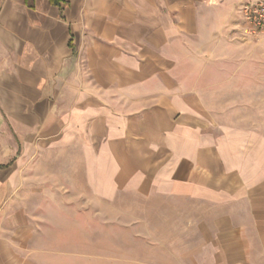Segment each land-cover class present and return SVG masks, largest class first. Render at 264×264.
Returning <instances> with one entry per match:
<instances>
[{"label": "crops", "instance_id": "1", "mask_svg": "<svg viewBox=\"0 0 264 264\" xmlns=\"http://www.w3.org/2000/svg\"><path fill=\"white\" fill-rule=\"evenodd\" d=\"M240 1L0 0V264H264V51ZM121 196L138 209L106 214ZM106 217L128 250L89 231Z\"/></svg>", "mask_w": 264, "mask_h": 264}, {"label": "rangeland", "instance_id": "2", "mask_svg": "<svg viewBox=\"0 0 264 264\" xmlns=\"http://www.w3.org/2000/svg\"><path fill=\"white\" fill-rule=\"evenodd\" d=\"M255 38V45L257 44V47L254 49L255 51L258 50L259 52L261 50L264 51V37L262 36H257L254 37ZM260 59H259V67H260ZM264 63V61H263ZM47 173V172H46ZM47 177V174H46ZM121 202L120 203H105L103 204L102 208L104 209L106 214H110V212L112 211H116L118 209H120L122 212L125 211H129L130 209H138L139 204L136 203H130L129 200V196H121ZM95 205L94 207L90 208V210L95 209ZM73 206H77V204H73ZM99 208H101L100 204L98 205ZM141 206H143V204H141ZM41 227H42V238L48 242V238L49 235L48 233H45V231H43V229L45 228H51L53 225L52 220L50 219H41ZM70 221H72V223L76 222L78 223L77 228L80 227V224L85 223L86 220H80V219H70ZM62 222H64V220H62ZM130 220L126 217V218H104V219H96V218H92V219H88V229L91 232L92 230H94L96 227H100V226H104L105 227V235H104V250L106 252V254H112L114 251L116 250H128V246L123 245V243L119 244V240H123L124 238H127L128 235L125 234L126 231H123V228H127L129 226ZM71 231V235H72V239L73 241H78L80 236L76 235V228H75V224L73 225V228L70 229ZM48 232V231H47ZM59 236H64V235H59L58 234V239L57 241H59ZM90 239L93 237L95 238L96 235H92L90 234ZM100 237V236H99Z\"/></svg>", "mask_w": 264, "mask_h": 264}, {"label": "built area", "instance_id": "3", "mask_svg": "<svg viewBox=\"0 0 264 264\" xmlns=\"http://www.w3.org/2000/svg\"><path fill=\"white\" fill-rule=\"evenodd\" d=\"M244 31L254 37H264V0H241L238 5Z\"/></svg>", "mask_w": 264, "mask_h": 264}, {"label": "trees", "instance_id": "4", "mask_svg": "<svg viewBox=\"0 0 264 264\" xmlns=\"http://www.w3.org/2000/svg\"><path fill=\"white\" fill-rule=\"evenodd\" d=\"M51 2H54V3H56V2H58V0H50Z\"/></svg>", "mask_w": 264, "mask_h": 264}]
</instances>
